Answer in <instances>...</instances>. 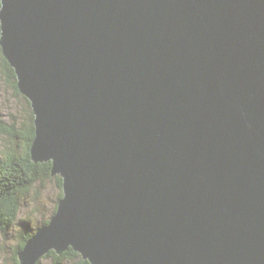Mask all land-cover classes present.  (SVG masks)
<instances>
[{
	"label": "water",
	"instance_id": "obj_1",
	"mask_svg": "<svg viewBox=\"0 0 264 264\" xmlns=\"http://www.w3.org/2000/svg\"><path fill=\"white\" fill-rule=\"evenodd\" d=\"M0 2L63 192L19 264H264V0Z\"/></svg>",
	"mask_w": 264,
	"mask_h": 264
},
{
	"label": "rangeland",
	"instance_id": "obj_2",
	"mask_svg": "<svg viewBox=\"0 0 264 264\" xmlns=\"http://www.w3.org/2000/svg\"><path fill=\"white\" fill-rule=\"evenodd\" d=\"M28 101L22 94H16L12 83L7 80L4 74L0 59V130H11L15 125L17 128H22L28 122L32 111ZM11 149L23 153L25 142L19 138L17 140L9 139L6 134L0 133V154ZM56 178L57 176H54L38 181L32 190L22 197L17 221L6 233L0 231V264L14 262L15 250L20 244V232L26 223L30 226V233L35 234L55 214L62 192ZM79 263L80 259H68L63 264ZM38 264L58 263L54 257L45 256Z\"/></svg>",
	"mask_w": 264,
	"mask_h": 264
},
{
	"label": "trees",
	"instance_id": "obj_3",
	"mask_svg": "<svg viewBox=\"0 0 264 264\" xmlns=\"http://www.w3.org/2000/svg\"><path fill=\"white\" fill-rule=\"evenodd\" d=\"M1 7V2H0ZM1 36V30H0ZM1 65L7 80L12 83V87L17 95H21L17 87V78L14 69L9 65L4 58L0 47ZM27 100V99H26ZM31 108V104L28 101ZM0 133L6 134L9 139L17 140L18 138L25 142V151L19 153L17 150H7L0 155V231L6 233L17 221L18 213L21 208V199L28 194L33 186L40 180L51 178V162L34 163L31 159L30 149L35 138L34 114L30 112L28 122L22 128H17L16 125L11 129L0 130ZM58 184L62 189V179L57 176ZM63 197L61 192L59 201ZM56 213V212H55ZM49 221L43 224V227L48 225ZM30 226L26 223L20 232V244L15 250V255L12 264H19L18 253L25 247L26 243L33 237L34 234L29 231ZM47 256L55 258L58 264H63L65 260L80 259L79 264H90L85 261L81 255L75 252L72 248L57 255L51 252Z\"/></svg>",
	"mask_w": 264,
	"mask_h": 264
}]
</instances>
